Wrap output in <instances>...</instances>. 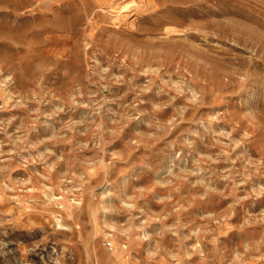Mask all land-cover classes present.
<instances>
[{"label":"rangeland","instance_id":"374dc122","mask_svg":"<svg viewBox=\"0 0 264 264\" xmlns=\"http://www.w3.org/2000/svg\"><path fill=\"white\" fill-rule=\"evenodd\" d=\"M99 1L0 0V264H264V0Z\"/></svg>","mask_w":264,"mask_h":264},{"label":"bare ground","instance_id":"6f19581e","mask_svg":"<svg viewBox=\"0 0 264 264\" xmlns=\"http://www.w3.org/2000/svg\"><path fill=\"white\" fill-rule=\"evenodd\" d=\"M123 2V0H100L95 12L101 11L106 18L122 16L125 10Z\"/></svg>","mask_w":264,"mask_h":264},{"label":"built area","instance_id":"2783aa9c","mask_svg":"<svg viewBox=\"0 0 264 264\" xmlns=\"http://www.w3.org/2000/svg\"><path fill=\"white\" fill-rule=\"evenodd\" d=\"M105 243L107 244L108 247L113 248V244L110 240H106Z\"/></svg>","mask_w":264,"mask_h":264}]
</instances>
